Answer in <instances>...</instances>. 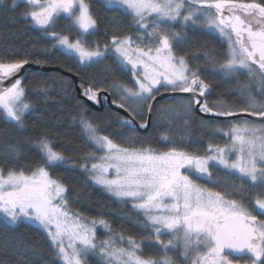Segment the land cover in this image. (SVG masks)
<instances>
[{
    "label": "snow or ice",
    "instance_id": "snow-or-ice-1",
    "mask_svg": "<svg viewBox=\"0 0 264 264\" xmlns=\"http://www.w3.org/2000/svg\"><path fill=\"white\" fill-rule=\"evenodd\" d=\"M22 2L27 7L21 15L51 42V49L83 67L112 57L118 70L131 74L133 87L106 69L117 97L111 103L127 113L117 120L121 129L135 133L137 118L138 127L147 129L145 114L157 111L187 123L195 106L213 118L206 126L222 133L226 143L210 142L204 154H198L162 135L163 148H153L134 134L126 139L122 131L105 134L100 120L87 119L88 108L79 103V123L94 150L83 152L78 163L58 150L47 131L23 140L7 130L0 133L4 223L38 225L59 264H89V258L97 256L102 264H264V122L250 119L264 121V0H104L109 10L130 17L135 36L113 33L103 44L88 39L99 31L88 0ZM17 7L18 0H10V6L9 0H0V10ZM61 19L65 27L58 30ZM196 27L223 39L226 51L210 58L223 75L247 77L243 85L237 81L246 97L243 108L222 99L210 105L206 96L211 85L178 54L184 32ZM30 63L46 61H30L27 55L0 57V115L17 131L26 129L25 117L32 108L21 75ZM78 87L94 105L107 101L100 93L109 89L95 77L82 79ZM162 92L180 94L178 107L154 109ZM217 118L236 119L224 129L215 126ZM112 137L122 140L117 143ZM69 166L78 167L112 198L129 203L142 224V237L113 232L105 219L74 212L69 186L54 175ZM212 167L239 183H217ZM97 227L106 230V238L97 237ZM146 248L156 251L149 254Z\"/></svg>",
    "mask_w": 264,
    "mask_h": 264
},
{
    "label": "trees",
    "instance_id": "trees-1",
    "mask_svg": "<svg viewBox=\"0 0 264 264\" xmlns=\"http://www.w3.org/2000/svg\"><path fill=\"white\" fill-rule=\"evenodd\" d=\"M92 11L97 18L99 31L88 37L89 40L98 41L101 44L107 42L113 33L117 35H133L130 27V17L109 10L105 7L104 0H88ZM15 11L0 10V57L12 55H27L30 61H46L42 67L53 68L50 71H29L24 80L27 92V102L32 105L26 114L24 131H17L12 125L6 123L0 115V133L7 130L11 137L26 139L35 132L47 131L56 144L58 150L70 157L73 163H78L83 152L93 151L92 145L86 140L85 133L79 123V103L88 108L86 118L99 119L102 126L107 129L105 134L117 131L124 133L123 139L135 135L144 139L153 148L161 149L162 135L169 136L178 147H184L189 151L204 154L207 145L226 143V138L220 133H215L206 125V120L195 112V106L191 113V119L184 122L183 118L174 117L168 112H154L151 127L146 133H135L127 128L121 129L117 123L118 118L124 117L118 111L110 108L104 101V109L101 111L87 106L79 97L78 85L82 81L87 82L89 77H95L97 81H103V87L109 89L113 100L117 99L109 88L111 77L106 69H111L118 82L133 87L131 74L118 70L112 57H108L100 64L91 67H83L76 63L70 55H64L61 51L51 49V42L44 38L41 31L32 26L30 20H26L21 13L27 5L18 3ZM10 6V0H9ZM119 25V28L116 27ZM65 27V21L59 20L57 29ZM107 29V32H106ZM179 31V26H177ZM185 39L180 43L177 52L185 56L190 66L199 68L201 77L211 85V93L207 98L209 104L217 99L225 102L236 103L233 90L234 82L231 78L219 71L217 64L211 62L213 53L223 54L226 46L223 40L215 34H210L202 27L188 28L184 32ZM48 49V51H44ZM36 64V63H34ZM68 69H72L69 71ZM66 73L77 77L75 79ZM79 74V75H78ZM108 77V78H106ZM62 78H65L62 80ZM70 82V83H69ZM179 97H169L159 102L155 109H167L169 106L178 107L176 100ZM117 103L119 101L117 100ZM148 114L144 119L147 120ZM137 121L141 123L140 119ZM117 143L122 138L112 137ZM3 139V138H0ZM3 145L0 144V148ZM214 178L217 183L236 181L235 176H229L225 171L216 169ZM54 175L62 177L70 189V207L74 212H79L85 217L105 219L116 233L125 236L141 238L143 235L142 224L138 214L129 203L117 201L101 188L93 184L88 176L77 168L61 167ZM208 187H214L211 183ZM245 187H248L245 184ZM216 190H220L216 188ZM239 199V197H234ZM152 249L151 252H155ZM146 253L151 254L149 249ZM0 264H59L52 250L46 233L36 225L23 223L18 226H9L0 216ZM89 264H102L97 257L89 259Z\"/></svg>",
    "mask_w": 264,
    "mask_h": 264
},
{
    "label": "water",
    "instance_id": "water-1",
    "mask_svg": "<svg viewBox=\"0 0 264 264\" xmlns=\"http://www.w3.org/2000/svg\"><path fill=\"white\" fill-rule=\"evenodd\" d=\"M52 69H53V68H50V67H42V66H40V65H37V64H34V63H30V65L26 66V70H22L21 75H23V76L26 77V75H27V73H28L29 71H50V70H52ZM66 74H68L69 76L73 77V78L75 79L76 83L78 84V79H77V77L73 76V75L70 74V73H66ZM78 92H79V97L84 101V103H85L87 106L91 107L92 109L98 110V111H101V110L104 109V105H105V104H104L103 99L101 100L100 105H94V104H92L91 102H89V101H87L86 99H84V98L80 95V89H79V87H78ZM210 93H211V92H210ZM210 93H209L206 97H208V96L210 95ZM100 95H101V97H103V96H105V95L107 96L106 104H107L110 108H113L114 110L118 111V112H119L121 115H123L124 117L127 116V113H125L123 110H121L120 108H118L117 106H115V105H113V104L111 103V101L113 100V98H112V95H111L109 92L102 91V92L100 93ZM179 95H180V94H170V93H164V92H162L161 95L157 96L156 100H157L158 103H159V102H162L163 100H165L166 98H169V97H179ZM158 103H156V102L153 103V107H154V109L156 108V106H157ZM195 112H196V114H198L199 116H201V117L204 118V119H210V120L213 119L211 116L203 115V114H201L199 111H196V110H195ZM153 115H154V113H153L152 115H148V117H147V121H148V128H147V129H140V128L138 127L139 122H138L137 119H136V121H135L136 130H137L138 132H140V133H146V132L149 130V128L151 127L152 120H153ZM244 118H249V117H244ZM234 119H236V118H217L218 121H232V120H234ZM250 119H254L255 121H258V122H263V121H261L259 118H250Z\"/></svg>",
    "mask_w": 264,
    "mask_h": 264
},
{
    "label": "flooded vegetation",
    "instance_id": "flooded-vegetation-1",
    "mask_svg": "<svg viewBox=\"0 0 264 264\" xmlns=\"http://www.w3.org/2000/svg\"><path fill=\"white\" fill-rule=\"evenodd\" d=\"M231 79L234 82L233 90H234V94H235V100L237 101L235 104H238V105L244 107L245 106L246 97L244 95H242L241 91L239 90V85H243L244 83H246L247 82V77L246 76H239V77H235V78H231ZM237 81H239V85H238ZM257 99H260V97L257 96ZM255 122L258 123V124L259 123H262V122H258V121H255ZM216 169H219V168H217V167H212L211 168V171L213 172V178H214V175H215V172L214 171ZM201 183H204V182L201 181ZM210 184L211 183H208L207 185H210Z\"/></svg>",
    "mask_w": 264,
    "mask_h": 264
},
{
    "label": "rangeland",
    "instance_id": "rangeland-1",
    "mask_svg": "<svg viewBox=\"0 0 264 264\" xmlns=\"http://www.w3.org/2000/svg\"><path fill=\"white\" fill-rule=\"evenodd\" d=\"M20 2H22V0H18V3H20ZM222 39V38H221ZM223 40V39H222ZM228 77V76H227ZM229 78H233V77H229ZM225 102V101H224ZM225 103H227L228 105H230V106H232V107H235V108H237V109H240V108H243V106H240V105H238V104H234V103H230V102H225ZM209 121H211V120H206V124L209 122ZM232 121H218V120H216V122H215V126L216 127H221V128H224V129H227L228 128V126H229V124L231 123ZM221 135H223L222 133H220ZM220 169V168H219ZM210 170H211V168H210ZM220 170H222V169H220ZM222 171H224V170H222ZM27 223V222H26ZM30 224V223H29ZM36 226H38V225H36ZM39 227V226H38ZM113 232H115V231H113ZM106 236H107V232H106V230H104L103 228H101V227H97V237L99 238V239H104V238H106ZM90 258H93V257H90ZM89 258V259H90ZM97 258H99L98 256H97ZM100 259V258H99Z\"/></svg>",
    "mask_w": 264,
    "mask_h": 264
}]
</instances>
